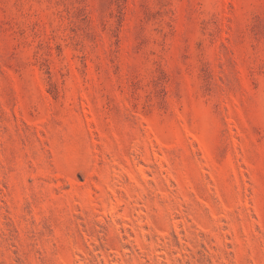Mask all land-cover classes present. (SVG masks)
Masks as SVG:
<instances>
[{
    "label": "rangeland",
    "instance_id": "1",
    "mask_svg": "<svg viewBox=\"0 0 264 264\" xmlns=\"http://www.w3.org/2000/svg\"><path fill=\"white\" fill-rule=\"evenodd\" d=\"M0 264H264V0H0Z\"/></svg>",
    "mask_w": 264,
    "mask_h": 264
}]
</instances>
